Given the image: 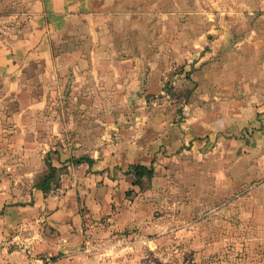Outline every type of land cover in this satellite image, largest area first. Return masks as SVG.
I'll return each mask as SVG.
<instances>
[{
	"label": "crops",
	"instance_id": "obj_1",
	"mask_svg": "<svg viewBox=\"0 0 264 264\" xmlns=\"http://www.w3.org/2000/svg\"><path fill=\"white\" fill-rule=\"evenodd\" d=\"M21 1L25 8L16 16L24 23L0 27V124L12 128L17 141L0 154L21 156L18 164L25 166L40 163L47 153L54 154L53 167L71 156L92 162L64 164L74 166L66 179L74 184L58 199L44 198L36 188L26 198L20 175H11L18 189L9 190L11 177L0 162V264H90L89 251L101 246L85 239L92 222L108 214L100 209L112 202L104 191H136L131 166L152 168L153 185L180 172L206 181H194L195 187L225 191L264 181V0H227L221 9L225 18L209 23L171 18L174 8L146 7L147 0ZM141 14L150 21L125 27L147 28L145 36L131 39L118 64L105 63L121 54L104 51V45L112 46L109 18ZM205 45L209 50L202 52ZM177 67L171 84L183 98L180 120L167 115L164 100L153 102L145 118H122L123 92L161 93ZM122 68L128 70L124 81ZM57 140L65 141L63 149L52 145ZM88 189L92 192L82 196L87 211L81 212L76 193ZM38 217L51 232L27 228L26 221ZM112 217L120 218L121 227L141 220L126 211Z\"/></svg>",
	"mask_w": 264,
	"mask_h": 264
},
{
	"label": "rangeland",
	"instance_id": "obj_2",
	"mask_svg": "<svg viewBox=\"0 0 264 264\" xmlns=\"http://www.w3.org/2000/svg\"><path fill=\"white\" fill-rule=\"evenodd\" d=\"M154 1L157 3L147 0L144 5L146 7H169L171 10L174 8L175 14H170V17L175 19L186 18L187 21L192 19L209 23L215 21V16L219 20L225 18V13L221 9L227 0ZM23 4L21 0H0V27L16 29L21 26L24 20L16 14L23 12L25 8ZM183 10L186 11L185 17H182ZM9 16L11 20H8ZM128 17L126 15L125 19L117 18L116 20L109 18L111 19L109 20L110 31L107 32V37H110L112 46L104 45V51L107 55H111L107 51L114 49V51L119 50L121 54L115 57L116 60L106 59L105 63L118 64L121 61L120 57H125V49L129 50L130 43L145 36L147 28L125 27V25L130 21L132 23L150 21L149 16L141 14L131 19ZM120 21L122 25L119 24ZM75 40L76 38L73 42ZM69 48V51L78 52L76 47L69 45ZM208 50V45L201 49L202 52ZM180 69L181 67H177L171 70V75L165 82L164 91L161 93L141 90L123 92L122 118L127 119V122L133 117L145 118L150 114L153 102L164 100L167 101L164 108L167 115L172 114L175 119L180 120L179 105L183 98L179 97L171 84L173 75L178 74ZM105 72L113 73V69L105 70ZM127 72L126 68L121 69L123 81L126 79L124 76ZM137 78L140 79V76ZM90 82L93 83L92 80ZM2 86L3 84L0 83V98ZM141 87L143 86H138V88ZM80 95L76 92L74 100L79 101ZM91 96L94 98L95 94ZM7 100L12 106L13 98L8 96ZM108 100L111 101L112 97L107 98V103ZM115 110L117 112L118 109ZM109 111L113 112L112 109ZM73 113L75 117L79 116V111L73 110ZM2 117L3 110H0L1 121ZM80 125L78 124L77 127L80 128ZM12 131L13 129L8 125L0 124V151L2 153H5L10 146H15L17 142L11 138ZM64 142L57 140L52 145L57 150L63 149ZM47 154L43 160H40V163L35 162L34 166H31V163L26 166L18 164L21 156L0 154V162L5 166L2 173L11 177L6 179L9 190L18 189L16 181L11 180L13 174L20 175L19 188H22V182L25 180L26 198L29 197V193H32L33 188L40 190L37 186L49 176L47 164L51 165L55 159L53 153L50 156ZM80 157L71 156L66 162L71 164L74 159ZM24 158L34 161L37 157L27 155ZM66 162H61L55 167L56 170L50 180L48 190L41 191L44 198L52 195L58 199L73 187L74 181L66 179H69L74 166L69 165L68 169L64 165L67 164ZM199 174L206 176V173ZM30 179L32 180L31 188L28 184ZM194 181L197 184L206 183V181L195 180L193 173L180 172L167 181H158L156 185H153L151 180L143 179L138 185H133L136 191L130 188L124 191L112 188L105 190L104 195H109L112 202L107 209H100V211L108 214L98 216L99 218L92 222L93 228L90 229L89 237L85 239L88 244L101 246L99 250L89 251L90 264H264V181L251 183L246 187L226 189V191L223 188H210L204 185L195 187ZM91 192L88 189L86 194L76 193L79 195L81 212L87 211L82 203V196H87ZM94 194L101 193L95 192ZM11 196V199H16L17 195L11 192ZM123 211L134 213L141 220L133 226L124 227L122 225L121 227L119 226L120 218L115 219L112 214H119ZM43 212L44 210L41 213ZM26 224L28 229L38 228L43 232L52 230L47 221L40 217L36 220H27Z\"/></svg>",
	"mask_w": 264,
	"mask_h": 264
},
{
	"label": "trees",
	"instance_id": "obj_3",
	"mask_svg": "<svg viewBox=\"0 0 264 264\" xmlns=\"http://www.w3.org/2000/svg\"><path fill=\"white\" fill-rule=\"evenodd\" d=\"M84 162L90 164L92 161L88 157L83 156V157H80L78 159H74L71 164L72 165H79V164L84 163ZM47 167L49 170V176L45 177L43 180V183L37 186V189H40L43 192H46L48 190L50 180L52 179L53 174L56 170V168L53 167L52 165H50L49 163L47 164ZM128 170H129L128 172L131 173L135 179L133 182V185H138L141 182V180H143V179H146L149 181V180H151V178L153 176L152 168H147L144 166H139V165L131 166V167H129Z\"/></svg>",
	"mask_w": 264,
	"mask_h": 264
}]
</instances>
